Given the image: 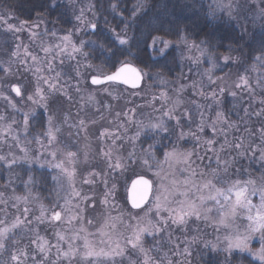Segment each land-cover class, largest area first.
I'll list each match as a JSON object with an SVG mask.
<instances>
[{"label": "rangeland", "instance_id": "rangeland-1", "mask_svg": "<svg viewBox=\"0 0 264 264\" xmlns=\"http://www.w3.org/2000/svg\"><path fill=\"white\" fill-rule=\"evenodd\" d=\"M60 1L71 2L75 19L73 29L63 33L55 28H47L46 24L39 21H21L0 7V17L6 18L7 24L14 26L9 30L7 24L0 22V116L4 117L0 121V130L11 125V130L6 134L0 131V156L5 158L0 160V179L3 180L0 183V220L5 225H10L17 217L25 220L24 224L9 234L5 242L6 250L0 254V262L13 264L11 256L19 249H25L29 254L26 264H33L31 257L34 254L36 261H41L43 254L38 252L33 243L37 236L47 239L53 245L58 242L57 233L71 236L83 227L87 232H80L81 236L87 234L89 240L99 241L102 238L100 229L109 220V214L111 217H120L123 223L120 220L111 223H115L117 231L125 235L131 232V228L126 226L137 222L133 217L143 218L141 223L148 218L155 220L154 210L149 216L145 215L152 198L140 213L130 207L129 177L134 174L136 177L149 178L153 181L155 193L158 186L154 175L156 161L162 162L163 154L174 147L193 153L192 160L195 163L192 167L197 173L203 170L210 175L212 170H218L219 179L214 180L217 186L226 187L235 180L248 179L255 180L257 187L264 185V160L260 159L261 152L264 151V136L260 132L264 128V63L255 60L250 66L237 65L233 73L231 70L224 73L225 66L234 60L230 61L229 58L225 63L224 57L227 55L214 56L207 53L201 45L193 44V47L184 44L179 50L182 72L174 81L150 77L144 73V84L136 92L111 85L95 87L90 82L91 78L104 76L106 73L90 61V51L87 49L92 46L90 25L94 23V13L87 0ZM205 1L210 2L213 17L235 22L245 32L264 31V13L261 12L264 0ZM229 3L232 5L231 9L220 7ZM65 36H69L70 40H64ZM81 44V51L74 52L73 45L79 48ZM56 45L66 51H61ZM32 57L36 58L35 61ZM254 65L256 70H253ZM209 69H212L211 73ZM209 75L215 83L208 79ZM241 77H247L248 85L241 83ZM45 79L49 83H55L57 89L50 90ZM238 83L240 87L236 86ZM12 86L20 87L22 95L17 96ZM38 87L46 99L41 103H34L33 100H39ZM221 88L224 89L223 93L220 92ZM212 93H216L214 98ZM164 94L166 99L161 98ZM29 95L33 100L27 99ZM177 100L181 102L175 112V115L181 117L179 125L175 120L163 116ZM226 101L230 102L233 118H228L224 111ZM218 112H222L228 123L235 127L217 124L218 129L223 128L225 131H217L215 134L207 126L202 132L198 130L201 114L208 125L216 120ZM39 114L45 116V129L31 134L29 123ZM26 117L27 125L24 123ZM161 117L168 128L167 132L146 127ZM49 120L57 137L51 143L47 135ZM81 120L84 121L83 124L80 123ZM181 131L185 133L182 139L179 138ZM137 132L140 133L139 136ZM155 134L158 135V140L151 142ZM208 139H215L212 147L216 152L207 150L205 141ZM241 140L242 147L237 149L235 144ZM221 145H224L223 150H220ZM159 147H163L162 157L157 155ZM68 151L77 154L74 158V189L70 186L67 175L55 167V164L63 162L65 167L72 169L73 165L68 163L65 156ZM109 151L112 161L120 158L127 165L126 170L109 167L110 161L104 155ZM241 152L244 155H240ZM52 153H55V157ZM130 154H134V163L129 159ZM217 154L221 160L219 165ZM145 158L149 160L151 170L143 163ZM13 160L15 163H12ZM225 160L231 165L226 172L223 171ZM14 166L39 171L48 169L52 173L54 196L49 205L44 203L35 190L34 176H29L24 181L17 177L19 174L11 173ZM164 171H169L166 165ZM256 172L262 178L248 175ZM187 175L186 172L176 170L178 179ZM86 180L89 183H85ZM221 181L225 183L222 184ZM74 190L80 195L74 196ZM17 197L21 199L18 200ZM105 199L108 200L107 204L104 203ZM252 200L253 203H258L259 194L253 196ZM66 201L70 203L66 204ZM42 206L45 212L43 217ZM25 208L28 209L27 213ZM53 211L61 212L60 221L51 220ZM72 215L77 216V219L69 224L68 219ZM218 220L219 215L213 211L208 220L192 218L186 226L170 223L166 231L156 234H166V245L160 243L155 247L154 254L150 251V255L160 261V264H168L169 261L171 264H199L202 257L208 254H212L214 259H226L228 255L237 253L264 264V261L248 252L226 251L227 242L224 237L231 234V229L220 225ZM235 223L243 231L248 222L241 217ZM2 226L4 225H0ZM153 236L145 235V238ZM60 243L66 250L67 244ZM212 244L217 247L213 249ZM76 245L83 251V240H77ZM251 248L253 251L260 248L259 239L252 241ZM185 249L188 251L185 252ZM55 252L56 249L52 248L45 264H50L55 258ZM142 260V255L129 246L123 257L115 258V264H142ZM60 264L67 262L60 261ZM73 264H93V261H83L77 256ZM101 264L113 262L102 259Z\"/></svg>", "mask_w": 264, "mask_h": 264}, {"label": "snow or ice", "instance_id": "snow-or-ice-1", "mask_svg": "<svg viewBox=\"0 0 264 264\" xmlns=\"http://www.w3.org/2000/svg\"><path fill=\"white\" fill-rule=\"evenodd\" d=\"M254 2H260V0H254ZM220 7L231 9L232 5L229 3L226 5H220ZM261 12L264 13V9H261ZM229 15H231V11H229ZM0 22L7 24V19L0 17ZM7 26L9 30L14 27L10 24H7ZM90 26L93 31L96 30L97 26L95 23H91ZM63 39L68 41L70 40V37L65 36ZM117 39L121 45L128 43L126 38L117 37ZM56 47L61 48L60 45H56ZM82 47V44L79 48L73 45V51L80 52ZM193 47H195V45H193ZM262 48H264V44H262ZM45 51H49V49H45ZM61 51H66V49L61 48ZM84 55H86V53ZM32 59L35 61L36 58L32 57ZM228 59V57H224L225 63L228 62ZM256 60L264 63V57L258 56L256 57ZM215 67L216 65L213 63V68ZM253 70H256L255 65L253 66ZM5 71H8V69H5ZM208 71L211 73L212 69H209ZM142 78L143 73L140 69L131 64H123L113 74L105 75L102 78L94 77L92 79V83L102 84L106 82H117L129 85L131 88L135 89L139 87ZM208 79L215 83V81L212 80L211 75L208 76ZM45 83L48 84L50 90L55 91L57 89L55 83H49L47 79H45ZM241 83L248 85L247 77H241ZM236 86L240 87L241 85L238 83ZM12 90L17 96L22 95L20 87L12 86ZM223 91L224 89L221 88L220 92L223 93ZM37 95L39 96V100H33L31 95L27 96V99L33 100L34 103H41L45 101L46 97L39 87L37 88ZM232 95H235V93H232ZM212 96L214 98L216 93H212ZM161 98L166 99V94L162 95ZM4 99H8V97H4ZM89 99L92 98L89 97ZM180 103L181 102L179 100L175 101L174 105L170 106L163 113V116L167 117L169 120H175L177 125L180 124L181 117L175 115V112L178 111ZM12 106L15 107L14 104ZM44 106L46 107V104ZM256 114L259 115L260 113ZM185 115H187L186 112ZM188 118L191 119L190 117ZM2 120H4V117L0 116V121ZM24 123L27 125V117L25 118ZM80 123L83 124L84 121L81 120ZM217 124H228L229 128L235 127L234 124L228 123L222 112H218L216 120L208 125L205 124L203 114H201V122L198 126V130L202 132L205 126H207L211 128L214 134L217 131L224 132L225 129H218ZM146 127L154 130L158 129L162 132L168 131L163 117L159 118L155 123H150ZM10 130L11 125H8L6 129L0 131H4L6 134ZM56 131H59V129H56ZM260 132L262 136H264V128L260 129ZM47 135L50 138V143L51 141H55L57 139L51 127V120H49ZM139 135L140 133L137 132V136ZM184 135L185 133L181 131L179 138L182 139ZM225 142L227 143V139ZM205 144L208 146V151L216 152V149L212 147V145L215 144V139H208L205 141ZM242 144L243 140L236 143L235 147L240 149ZM223 148L224 145H221L220 150H223ZM52 155L55 157V153H52ZM76 155L77 154L72 151H68L65 154L68 163L73 165L71 170L65 167L63 162L55 164V167L61 169V171L67 175L69 184L73 187V189V178L76 174L74 158ZM104 155L110 161V168L121 171L127 169V165L122 162L120 158H117L114 162L112 161L110 151L105 152ZM133 155L134 154H130L129 159L134 163L135 161L133 159ZM163 155L164 159L162 162L156 161L157 168L154 175L157 177L158 186L155 193L153 192V181L143 176L135 179L129 189L131 206L135 209L142 208L149 202V198L152 197V203L149 208L145 210V215L149 216V214L154 210L156 214L155 220L148 218L141 223L143 218L137 219L136 217H133V219H136L137 222L135 225L129 224L126 226L131 228V232L125 235L123 232L117 231L115 223H111V221L114 220H120V222L123 223L120 217H111L109 214V220L106 221L100 229V235L102 238L99 239V241L89 240L87 234L81 236L79 234L80 232H87V230L83 227L71 236H65L61 233H57L58 242L53 245H50L47 239L37 236V238L33 240V243L36 244L38 252L43 255L41 261H36L35 254L32 255L31 259L33 264H45V262L49 260V254L52 252V248H55L56 252L55 258L50 262V264H60V261H66L67 264H73V261L76 260L77 256H79L83 261L92 259L93 264H101L102 259L112 261L113 264H115V258L123 257L129 246L131 249L142 255V264H160V261H157L150 255V250L145 248V235L153 236L164 232L169 228L170 223L171 225L176 226H186L192 218H195L196 220H200L202 218L208 220L210 219V214L213 213V211L219 215L218 223L223 225L225 228L231 229V234L224 237V240L227 242L225 247L226 251L231 252L233 250H238L239 252H248L257 257L259 260L264 261V185L257 187L255 180L248 179L246 181L235 180L226 187H220L217 186V183H214V180L219 179L218 170H212L209 175L203 170L197 173L196 169L192 167L195 161L192 160L193 153L191 151H184L178 147H174L172 150ZM240 155H244V153L241 152ZM4 159L5 158L3 156H0V160ZM260 159L264 160V151L261 152ZM153 160H155V157H153ZM216 160L219 165L221 160L218 154L216 155ZM12 163H15V161L13 160ZM143 163L149 166V170H151V165L147 158L143 159ZM223 164V171L226 172L228 167L231 166L230 162L225 160L223 161ZM165 165L169 169L167 173L164 171ZM177 169H179L180 172L188 173V175L183 179H178L176 176ZM197 176H199V180H197ZM85 183H89V181L86 180ZM221 183L223 184L225 182L221 181ZM257 194H259V202L253 203L252 197ZM73 195L79 196L80 193L74 190ZM16 199L19 200L21 198L17 197ZM84 199H87V197ZM210 202H212L211 205ZM67 203H70V201H66V204ZM104 203L107 204L108 200L105 199ZM24 211L27 213L28 209L25 208ZM162 213H166L167 215H162ZM44 214L45 212L42 206L41 217H43ZM241 217L248 222L243 231H241L240 226L235 223L236 220ZM38 219L40 218L38 217ZM76 219L77 216L72 215L69 217L68 223L71 224L72 221ZM51 220L60 221L61 212L53 211ZM24 222L25 220H22L20 217H17L10 225H5V222L0 220V225H4L0 227V254L6 250L5 242L8 239L9 234L12 233L14 229L24 224ZM89 223H91V221H89ZM109 228H111V231H108ZM254 239H259L260 241V248L257 251H253L251 248V243ZM77 240H83V251H81L80 247L76 245ZM60 242L67 244L66 250L62 248ZM205 246H207V244ZM212 247L215 249L217 246L212 244ZM184 251L187 252L188 250L185 249ZM28 257L29 254L25 249H19L17 252L12 254L11 261L13 264H26ZM0 264H3V262H0ZM168 264H171V261H169Z\"/></svg>", "mask_w": 264, "mask_h": 264}, {"label": "trees", "instance_id": "trees-1", "mask_svg": "<svg viewBox=\"0 0 264 264\" xmlns=\"http://www.w3.org/2000/svg\"><path fill=\"white\" fill-rule=\"evenodd\" d=\"M87 2L94 13V23L97 26L95 31L90 32L92 46L87 48L90 51L89 59L106 74L129 62L150 77L174 81L182 72L179 50L184 44L201 45L207 53L214 56L227 55L230 61L234 60L225 66L224 73H229V70L233 73L237 65L250 66L256 57H264L262 48L264 31L245 32L235 22L213 17L212 6L205 0H87ZM71 6V2L60 0H0V7L21 21L27 23L39 21L46 24L47 28L58 29L61 33L72 30L75 24ZM117 37L126 38L128 43L121 45ZM109 85L136 92L121 85L112 83ZM230 109V102L226 101L224 111L228 118H233ZM44 118L43 114H39L31 120L29 123L31 134L44 131ZM151 140L157 141L158 135H153ZM162 154L163 147H159L157 155L162 157ZM11 173L19 174L17 177L24 181L29 176H34L33 184L37 193L44 203L49 205L52 202L53 181L52 173L48 169L39 171L14 166ZM248 175L262 178L258 172ZM135 177L133 174L129 180L132 181ZM0 183H3L2 179ZM129 210L133 211L131 208ZM140 212L142 210L136 213ZM160 243L166 245V234L144 239L145 248L153 254L155 247ZM211 255L203 256L199 264H260L247 255L237 253L228 255L226 259H214Z\"/></svg>", "mask_w": 264, "mask_h": 264}, {"label": "water", "instance_id": "water-1", "mask_svg": "<svg viewBox=\"0 0 264 264\" xmlns=\"http://www.w3.org/2000/svg\"><path fill=\"white\" fill-rule=\"evenodd\" d=\"M125 64H131V65L137 67L136 65H134V64H132V63H125ZM120 67H121V66H120ZM120 67H119V68H120ZM119 68H118V69H119ZM137 68H138V67H137ZM118 69H117V70H118ZM138 69H140V68H138ZM117 70H116V71H117ZM140 70H141V69H140ZM141 72H142V71H141ZM113 73H114V72H113ZM113 73H111V74H113ZM142 73H143V72H142ZM108 75H110V74H108ZM94 77H95V78H102L103 76H94ZM94 77H92L91 80H90V82H91V84H92L93 86H100V85H105V84H109V83L120 84V83H117V82H106V83H102V84H93V83H92V79H93ZM143 83H144V74H143V78H142V80H141V82H140L139 87L135 88L134 90H137V89L141 88L142 85H143ZM120 85H123V86H125V87L130 88V89H133V88H131L129 85H125V84H120ZM137 178H139V177H137ZM137 178H135V179H137ZM145 178H146V177H145ZM135 179H134V180H135ZM147 179H148V178H147ZM134 180H133V181H134ZM133 181H132V182H133ZM132 182H131V184H132ZM131 184H130V187H131ZM130 187H129V189H130ZM129 197H130V192H129V190H128V200H129V204H130V206H131V201H130V198H129ZM150 198H151V197H150ZM150 198H149V200H150ZM146 204H147V203H146ZM146 204H145V205H146ZM145 205H144V206H145ZM144 206H143V207H144ZM143 207H142V208H143ZM131 208L134 209V210H139V209H135V208H133L132 206H131ZM142 208H140V209H142Z\"/></svg>", "mask_w": 264, "mask_h": 264}, {"label": "bare ground", "instance_id": "bare-ground-1", "mask_svg": "<svg viewBox=\"0 0 264 264\" xmlns=\"http://www.w3.org/2000/svg\"><path fill=\"white\" fill-rule=\"evenodd\" d=\"M121 86H123V85H121ZM123 87H125V86H123ZM125 88H127V87H125Z\"/></svg>", "mask_w": 264, "mask_h": 264}]
</instances>
